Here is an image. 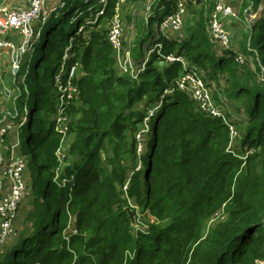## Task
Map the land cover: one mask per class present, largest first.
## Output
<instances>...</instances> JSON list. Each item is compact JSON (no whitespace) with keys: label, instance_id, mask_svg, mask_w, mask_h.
Masks as SVG:
<instances>
[{"label":"trees","instance_id":"obj_1","mask_svg":"<svg viewBox=\"0 0 264 264\" xmlns=\"http://www.w3.org/2000/svg\"><path fill=\"white\" fill-rule=\"evenodd\" d=\"M64 1L66 9L42 25L31 60L22 58L18 71L25 83L13 122L28 156L31 182L25 176L24 183L33 208L26 212L29 229L4 245L0 264H264V0H252L262 14L241 52L221 46L210 31L217 5L226 2L154 0L127 45L136 66L181 1L187 17L183 34L162 37L161 52L151 54L137 79L119 73L108 40L121 1L109 0L105 16L84 32L62 36L58 19L78 0ZM56 37L62 43L54 55ZM70 44L68 66L79 63L82 74L61 115L63 142L50 83L56 85ZM169 55L204 75L230 121L234 113L247 116L235 123L242 138L233 146L239 156L252 152L245 161L227 152L230 133L220 118L205 114L187 92L165 94L185 72L181 62L161 64ZM44 64L49 76H41ZM159 97L162 105L148 121L155 118L152 139L138 157L136 133L149 112L137 106L151 108ZM139 208L149 219L137 216ZM218 213L222 217L214 218Z\"/></svg>","mask_w":264,"mask_h":264},{"label":"built area","instance_id":"obj_2","mask_svg":"<svg viewBox=\"0 0 264 264\" xmlns=\"http://www.w3.org/2000/svg\"><path fill=\"white\" fill-rule=\"evenodd\" d=\"M17 0H1L0 1V84L4 81V63L1 59L4 55V51L10 50L13 55L12 69L14 72L18 73L20 69V64L23 58V55L26 54L31 46L34 38H38L41 35V31H36L38 24L44 25L48 19L56 17L57 14L66 9V2L64 0H28L27 5L14 6L12 3ZM121 4L124 0H120ZM88 4L86 0L84 5ZM121 4H117L116 15L112 20L110 25V31L108 40L111 46L116 51L117 57V68L120 74L128 75L133 79H137L139 73L142 72L145 68V65L148 61V58L153 52L157 50L158 54L161 52L162 45L160 39L162 37H169L171 32H181L187 17V9L184 1H181L173 14L165 17L162 23L160 24L158 30L155 32V38L152 41V46L147 52V57L142 61L140 66H136L132 52L129 46L125 47L123 42L122 35V25L120 20ZM109 5V0H98L95 4V16L85 25L83 28H79L78 33L84 32L86 26L94 24L100 17L105 16L106 9ZM80 9L77 11L78 15L80 14ZM232 10L225 4H218L215 13L212 16L210 21V31L213 38L218 41L221 46L227 48L229 47V33L226 31L223 25L222 17L231 16ZM41 25V26H42ZM41 29V28H40ZM17 31L21 36V41L15 43L10 41L8 34L10 32ZM71 49V44L66 49V52L63 55V63L59 70L58 75L56 76L57 84L62 83L63 79L66 80L67 87L64 88L65 92L61 95V106L58 108L59 116L61 118L60 124V133L65 134L66 129L64 122L66 121L61 115L64 110V106L67 104V100L73 99L75 93L77 92V87L74 83L75 78L82 74L80 69V64L75 63L71 66H68L69 60V50ZM161 64L165 61L168 63L181 62L184 66V74L179 77L173 87L169 90H166L165 94H172L175 89H178L182 92H187L189 95L199 104L200 109L207 115L220 118L223 123L228 127L230 133V142L227 148L228 153L235 154L234 144L240 138L239 131L235 125L233 118H228L224 108L221 105L216 103L214 100V92L210 87L209 83L205 80L204 75H202L197 68H187L182 57H177L175 55H169L162 58ZM240 62V57H238ZM16 73V74H17ZM155 114V110H152L149 113V116L146 118L148 122L150 117ZM57 119V120H58ZM62 126V127H61ZM5 132L4 129L1 130V134ZM252 152H248L244 156H238L241 160H246L247 157ZM235 156V155H234ZM24 165L14 160L12 162V169L10 170V176L13 180V186L11 192L5 196L1 194L0 197V217H1V226L2 234L0 235V245L6 244L8 238V227L13 221V215L18 208L20 203V196L24 191V186L21 181V175L23 173ZM25 184V183H24ZM9 213V214H7ZM2 236V237H1ZM10 238V236H9ZM1 253V251H0Z\"/></svg>","mask_w":264,"mask_h":264},{"label":"rangeland","instance_id":"obj_3","mask_svg":"<svg viewBox=\"0 0 264 264\" xmlns=\"http://www.w3.org/2000/svg\"><path fill=\"white\" fill-rule=\"evenodd\" d=\"M19 1L23 2L22 0H19ZM94 1H97V0H94ZM128 1H129L128 4L124 2V4L122 5L124 6L123 13L121 14V12H119L121 25H122L123 42H124L125 47L128 44H131L132 40L138 34V27H139L138 25L140 23L147 22V18L149 17L150 13H152L151 7L154 2V0H128ZM220 1L226 2L225 5L231 8L232 13H233L231 16L222 17L223 22L225 23V28L227 32L229 33V39H230L229 47L227 48L241 52V43L243 42L245 34L250 31L251 25H254L255 22L260 18L262 14V9L261 8L257 10L252 9L253 8V7L251 8V6H253L252 0H220ZM78 7H80V10H81L79 15L74 14L75 10ZM94 7H95V2L84 5L82 0H78L72 4H68L69 10H71L72 8L74 9L69 15H66L69 10L64 11V13H62L60 18L58 19L59 22L60 21L62 22L59 27V33L62 36L66 34H71V35L76 34L79 23H80L79 24L80 28H83L93 18ZM65 18L66 20L63 21V19ZM41 25L42 24L39 23L38 26L36 27V24H35L34 27L37 32L41 31L40 29ZM182 34H183V31L179 33L171 32L170 36H173L174 38V36H181ZM40 37L41 36H39L38 38ZM38 38L37 39L35 38L32 41L31 46L28 48L29 51L23 55L24 64H26V61L31 60V54L34 51L35 46L38 43L37 42ZM52 43L55 45V49L53 51V54L55 55L60 50V45L62 43L61 38L59 37L53 38ZM148 44L151 47L153 43L152 41H150ZM245 61H246V58H245ZM12 65L13 64L11 63L9 66L10 70L4 73V81L2 82V84H0V181L2 183V186L0 188V197H1V194H4L5 196H7V194L11 192L12 190L13 180L10 176V170L12 169V162L14 160H17L24 165L23 173L21 175V181L24 186V191L19 199L20 200V203L18 205L19 210L17 209L15 211L13 215V221H11L9 227L7 228L9 231L7 233L8 238H7L6 244L16 239L17 237L21 236L23 232L29 229V224L26 223L27 222L26 212H28L29 210H32L33 208L31 204L32 196L31 194H29V191H28L29 183L28 185L24 184L25 176L30 181V177L28 176L29 173L27 171V168H25L28 156L23 153V146L20 140L21 132L19 129V125L13 122L14 121L13 118L16 117L17 112L19 110L17 103L14 104V100L20 96L19 88L23 82L25 83V76H23L22 73L16 72L17 73L16 74L14 70L12 69ZM59 69H60V66L58 70ZM45 72H47V75L49 76L50 71L47 69L46 64L42 66L41 76H43ZM15 82H16V87L14 86ZM50 86H51V89H50L51 96H52V91L54 95L56 94V96H54V99H53L55 102V105L57 106V108H60L61 96L58 95L57 97V93L62 95V93L65 92L64 88L67 87V84H64L63 82L62 83L58 82V84L56 83V85L54 86V83L52 82L50 83ZM25 90H28L27 86H25ZM25 92H26L25 101L27 102V100L29 99V90ZM162 99L163 97H161V99L159 97L158 102H156L155 105L151 108L147 106H144V107L137 106V108L142 109V112L150 113L152 109L155 110L157 107L162 105V102H161ZM48 103L49 102L44 101L42 103V107H45V105ZM232 115L235 117V123L237 124L242 121H245L247 118V116L242 112L234 113ZM60 120L61 118L58 119V123L61 122ZM141 124L143 126V129H139L138 132L136 133V138H137L136 140H137V146H138L137 147L138 157H141L139 155L144 154V152L146 151L147 139L148 138L152 139V131L155 126V118L152 119L149 125L147 121ZM240 126L242 125L240 124ZM2 129L5 130L3 134H1ZM241 130L242 129L240 128V131ZM241 134L242 133L240 132V136ZM62 137L64 139L63 142H65L67 139V135L62 134ZM234 155L236 157L239 156V154L236 152ZM130 160L132 159L129 158V161H128L129 164L131 163ZM140 167L141 165L139 163L137 170H139ZM131 170L132 168L129 171ZM24 210H26L25 213H24ZM18 211H19V214H18ZM138 211L139 213L137 214V216H142V217H146L149 219L148 215H144L141 213L140 208ZM17 214L19 215L18 218H17ZM221 217H222V214L218 213L214 218L217 219ZM73 221L74 220H72V222ZM71 229H73V227H71L70 230ZM2 231L3 230L1 226V217H0V235L2 234ZM74 232L72 230V233ZM4 248H5L4 245L3 247L0 245V251H3Z\"/></svg>","mask_w":264,"mask_h":264},{"label":"crops","instance_id":"obj_4","mask_svg":"<svg viewBox=\"0 0 264 264\" xmlns=\"http://www.w3.org/2000/svg\"><path fill=\"white\" fill-rule=\"evenodd\" d=\"M22 1L23 2H20L18 0L17 2L12 3V5H14V6H22V5H27L28 4V0H22ZM8 37H10V41L15 42V43H19L21 41V36H20L19 32H17V31L10 32L8 34ZM1 61H2V63H4L5 72L10 70L9 66L13 62V55H12L10 50L4 51V55H3L2 59H1ZM3 80H4V78H3Z\"/></svg>","mask_w":264,"mask_h":264},{"label":"water","instance_id":"obj_5","mask_svg":"<svg viewBox=\"0 0 264 264\" xmlns=\"http://www.w3.org/2000/svg\"><path fill=\"white\" fill-rule=\"evenodd\" d=\"M126 211L128 213V218L131 221V225L136 226V218L133 210L131 208H126Z\"/></svg>","mask_w":264,"mask_h":264},{"label":"clouds","instance_id":"obj_6","mask_svg":"<svg viewBox=\"0 0 264 264\" xmlns=\"http://www.w3.org/2000/svg\"><path fill=\"white\" fill-rule=\"evenodd\" d=\"M97 2H98V0L96 1V3H97ZM96 3H95V4H96ZM76 14H78V12H77ZM78 19H79V18H78ZM78 19H77V20H78ZM77 20H76V21H77ZM41 28H42V26H41ZM79 28H80V25H78V32H79ZM77 34H79V33H77ZM40 36H41V35H40ZM227 152H228V151H227Z\"/></svg>","mask_w":264,"mask_h":264},{"label":"bare ground","instance_id":"obj_7","mask_svg":"<svg viewBox=\"0 0 264 264\" xmlns=\"http://www.w3.org/2000/svg\"><path fill=\"white\" fill-rule=\"evenodd\" d=\"M89 4V3H88Z\"/></svg>","mask_w":264,"mask_h":264}]
</instances>
